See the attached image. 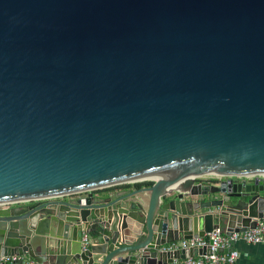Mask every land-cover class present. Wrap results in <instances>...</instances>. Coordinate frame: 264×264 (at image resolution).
I'll use <instances>...</instances> for the list:
<instances>
[{
    "label": "water",
    "instance_id": "95a60500",
    "mask_svg": "<svg viewBox=\"0 0 264 264\" xmlns=\"http://www.w3.org/2000/svg\"><path fill=\"white\" fill-rule=\"evenodd\" d=\"M262 176L264 0H0V256L208 254L162 246L254 227Z\"/></svg>",
    "mask_w": 264,
    "mask_h": 264
},
{
    "label": "built area",
    "instance_id": "2783aa9c",
    "mask_svg": "<svg viewBox=\"0 0 264 264\" xmlns=\"http://www.w3.org/2000/svg\"><path fill=\"white\" fill-rule=\"evenodd\" d=\"M262 177L264 178V176ZM240 179L254 180L255 176H246ZM12 205L14 204L2 205L0 209ZM206 235L208 236V241H206L203 236H197L188 239L174 240L164 244L162 249L171 251L172 253L181 249H202L205 245L209 248L208 254L184 259L173 257L172 261L167 264H235L239 258V253L233 248L235 242L243 241L249 244L264 243V216L259 218L252 228L242 231H231L227 234L218 228H213L210 232L206 233ZM88 241V236L84 234L81 244L83 251L87 249ZM0 264H32V260L26 256H0Z\"/></svg>",
    "mask_w": 264,
    "mask_h": 264
},
{
    "label": "crops",
    "instance_id": "0c3cea01",
    "mask_svg": "<svg viewBox=\"0 0 264 264\" xmlns=\"http://www.w3.org/2000/svg\"><path fill=\"white\" fill-rule=\"evenodd\" d=\"M118 187L120 186L108 190L109 191L125 190L129 188H133L135 186L131 184L127 188H118ZM233 248L234 250L237 251V253H239V258L235 264H264V243L249 244L243 241H237L233 244ZM32 264L35 263L32 262ZM147 264H154V263L149 262Z\"/></svg>",
    "mask_w": 264,
    "mask_h": 264
},
{
    "label": "trees",
    "instance_id": "16d2710c",
    "mask_svg": "<svg viewBox=\"0 0 264 264\" xmlns=\"http://www.w3.org/2000/svg\"><path fill=\"white\" fill-rule=\"evenodd\" d=\"M150 183H152V182H150V181H144V182H136V183H133V185L135 186V187H139V186H141V185H149ZM130 185H121L120 187H118V188H127V187H129ZM114 188H117V187H114Z\"/></svg>",
    "mask_w": 264,
    "mask_h": 264
}]
</instances>
